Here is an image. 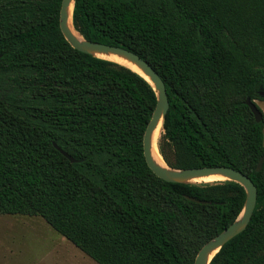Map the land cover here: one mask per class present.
<instances>
[{
  "label": "trees",
  "instance_id": "1",
  "mask_svg": "<svg viewBox=\"0 0 264 264\" xmlns=\"http://www.w3.org/2000/svg\"><path fill=\"white\" fill-rule=\"evenodd\" d=\"M60 3L0 0V214L42 217L98 264H194L238 216L243 186L156 176L142 148L156 91L71 47ZM72 21L157 71L170 167L230 166L256 186L247 226L209 264H264V117L244 102L264 99V0H74Z\"/></svg>",
  "mask_w": 264,
  "mask_h": 264
},
{
  "label": "water",
  "instance_id": "2",
  "mask_svg": "<svg viewBox=\"0 0 264 264\" xmlns=\"http://www.w3.org/2000/svg\"><path fill=\"white\" fill-rule=\"evenodd\" d=\"M73 6H74V0H61L60 8H59V28L62 35L69 42L71 47H73L78 51L89 53L91 55H94L92 51H99V52L110 51L125 56L126 58L137 64L141 68L143 73L149 77L148 80L144 76L139 74L143 78H145L152 85L153 89L156 91L157 103L144 129L143 137H142L143 155L145 162L147 166L150 168V170L156 176L166 181L195 183V182H213V181L231 180L238 182L240 185L243 186L246 192V198L243 207L239 212L238 216L236 217V219L231 224H229L224 230H222L220 233H218L213 238L209 239L206 243H204L200 247L194 258V264H209L211 259L219 251L221 246L224 243H226L228 240H230L232 237L243 231L247 226L256 204V199H257L256 186L254 185L253 181L249 176L230 166L215 165V166H201V167H190V168H173L167 165L163 159L162 160L165 163L166 167L157 165L152 157V144H153L152 131L155 129V127L158 125L159 122H161V128H162L163 117L169 106L167 92L163 80L161 79L157 71L146 60L141 58L138 54L134 53L133 51L125 49L121 46L90 41L85 39L82 35H81L82 38L78 39L72 33V31L68 26V21L70 17L72 23ZM260 95L264 96V90L260 91ZM244 102L250 108L254 116V119L257 122L260 121L263 117V114L259 109V107L256 105L255 101L247 97ZM53 145L71 162L75 161V159L72 156H70L67 152H65L62 148H60L55 142H53ZM263 162H264V155H262L259 158L255 171H259L261 169ZM212 174H220L225 178L221 180H212V181L191 180V178L194 177L208 176ZM213 251L214 253L208 259V256Z\"/></svg>",
  "mask_w": 264,
  "mask_h": 264
},
{
  "label": "rangeland",
  "instance_id": "3",
  "mask_svg": "<svg viewBox=\"0 0 264 264\" xmlns=\"http://www.w3.org/2000/svg\"><path fill=\"white\" fill-rule=\"evenodd\" d=\"M254 101L261 109L264 117V99H255ZM160 136L161 134L155 142L159 154L158 141ZM160 156L162 157L161 154ZM0 264L98 263L57 233L40 216L0 214Z\"/></svg>",
  "mask_w": 264,
  "mask_h": 264
},
{
  "label": "bare ground",
  "instance_id": "4",
  "mask_svg": "<svg viewBox=\"0 0 264 264\" xmlns=\"http://www.w3.org/2000/svg\"><path fill=\"white\" fill-rule=\"evenodd\" d=\"M68 26L70 28V30L72 31V33L78 38L81 39V35L78 33V31L73 27L72 23H71V17L69 18L68 21ZM92 53L98 57H102L104 59L119 63L125 67L130 68L131 70L137 72L138 74H141L142 76H144L146 79L149 80V77L147 75H145L143 73V71L141 70V68L135 64L134 62H132L131 60H129L128 58H126L125 56L118 54V53H114V52H99V51H92ZM162 128H161V122L158 123V125L155 127V129L152 131V157L155 161V163L159 166L162 167H166L165 163L163 162L160 154L158 153L155 141L157 140L158 136L161 134ZM225 177L220 175V174H212V175H208V176H199V177H194L191 178V180L193 181H202V180H220V179H224ZM214 253L211 252L210 255L208 256V259L211 257V255Z\"/></svg>",
  "mask_w": 264,
  "mask_h": 264
}]
</instances>
